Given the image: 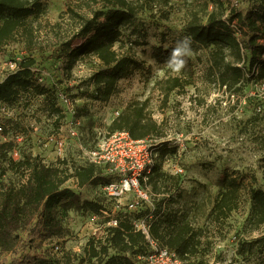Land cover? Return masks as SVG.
<instances>
[{"label":"rangeland","instance_id":"rangeland-1","mask_svg":"<svg viewBox=\"0 0 264 264\" xmlns=\"http://www.w3.org/2000/svg\"><path fill=\"white\" fill-rule=\"evenodd\" d=\"M27 1H39L42 9L28 19L30 34L4 48L0 55V76L8 62L17 60L20 63L33 58L35 72L42 80L39 83L48 93L40 95L32 88L21 93L11 110L3 112L10 118L12 126L7 137L0 135V144L12 141L16 131L25 132V140L19 144L23 159L28 154L39 156L47 166L74 173L89 162L87 152L95 146L99 135H109L108 127L117 114L133 100L148 99L152 117L163 126L162 137L148 139L159 155L156 162L160 161L159 145L166 143L173 150L170 156L181 155L179 163L185 174L171 173L164 160L162 172L168 178L157 188L148 184L154 208L121 216L132 220L148 215L163 220L186 217L195 229H203L199 254L185 264H264V251L249 254L242 248V243L264 237V225L255 232H249L246 227L251 211L249 189L264 190V82L247 70L249 83L243 92L220 88L210 70L212 48L196 49L191 43L189 58L195 84L167 97L158 83L179 73L151 57L152 46L175 47L177 41L188 36L186 26L192 17L201 18L203 23L211 13L226 17L227 4L220 5L215 0H132L138 10L136 25L140 32L133 34L131 27L123 28V52L143 66L122 79L107 102H101L93 99L91 83V76L100 67L99 60L94 53L85 54L69 72L65 44L71 40L75 48L87 41L74 36L84 20L91 17L92 10L101 8L102 3L89 0ZM253 5L250 0H235L233 4L240 13H246ZM136 39L147 45L131 46L130 41ZM119 45L117 43L115 48ZM61 94L74 101L73 113L62 105ZM71 126L78 130L76 139H70L68 129ZM61 132L67 139L66 153L62 157L51 145L47 146L50 137ZM225 170L242 183V201L237 211L218 224L208 217ZM27 177L10 166L9 160H0V183L20 186ZM65 187L82 193L84 199L98 201L103 210L111 213L108 198L96 187L80 189L74 177ZM59 219L63 232L46 241H37L32 247L36 254L46 255L51 264H81L80 259L86 257L91 242L97 247L106 242L108 216L102 211L98 214L66 211L60 206ZM20 235L25 239L27 234L21 230ZM55 245L60 246L61 252L53 251ZM146 252L149 250L143 251ZM144 254L127 255L137 264H145L138 258ZM115 255L125 254L109 251L110 257ZM12 258V255H0V264H11ZM88 262L105 264L97 259Z\"/></svg>","mask_w":264,"mask_h":264},{"label":"trees","instance_id":"trees-1","mask_svg":"<svg viewBox=\"0 0 264 264\" xmlns=\"http://www.w3.org/2000/svg\"><path fill=\"white\" fill-rule=\"evenodd\" d=\"M89 1L102 3V7L92 10L91 17L84 20L74 36L86 38L87 41L75 48L72 47L71 40L65 44L67 70L71 72L85 54L94 53L100 67L91 76L93 99L107 102L122 79L134 69H142L141 63L123 52L125 43L122 39L125 34L123 28L131 27L133 34L140 32L136 25L138 10L132 0ZM234 1L215 0L220 5L227 4L228 15L223 18L217 13H211L206 23L194 16L187 24L186 31L196 49L212 48L210 70L216 77L218 86L240 93L249 83L247 70L253 77L264 82V0H250L254 5L246 13L238 12L233 6ZM41 9L39 1L0 0V55L6 46L30 34L28 19ZM117 43L120 44L118 49L115 48ZM130 45L145 46L147 43L136 39L130 41ZM173 48L152 46L151 57L159 63L167 64ZM35 65L36 61L29 58L19 63L18 71L0 76L1 106L11 110L21 93L32 88H36L40 95L48 93L44 85L39 83ZM158 84L167 97L176 90H186L188 86L194 85L191 59L187 58L179 75L167 77ZM149 103L148 99L131 101L112 121L108 134L126 132L136 141L162 137L163 126L152 117ZM57 112H60L59 109ZM5 116L0 110V126L3 127L1 136L7 137L12 124L9 123L10 118ZM18 134L27 135L16 131L12 141L0 144V160H9L10 166L28 176L27 181L20 186L0 183V255H12L11 264H51L46 255L36 254L32 247L37 241H46L63 232L59 207L63 206L66 211H89L95 214L103 209L98 201L84 199L82 193L65 187V184L74 177L80 189L98 187L111 183L114 177L103 175L91 163L69 173L67 169L47 166L39 156L31 154L15 161L9 156L19 147L15 139ZM158 151L160 161L151 167L147 183L153 184L154 188L168 178L162 172V163L173 152L166 143H161ZM220 183V190L208 217L211 222L218 224L240 208L243 190L239 178L228 170L223 172ZM249 194L251 211L246 227L249 232H255L264 225V190L251 188ZM150 224L152 239L176 252L185 263L199 254L204 230L195 229L186 217L152 219ZM21 230L27 234L25 239L21 238ZM105 241L99 248L91 242L86 257L81 258L80 263L88 264L89 260L97 259L105 264H137L127 254L139 255L149 250L145 235L134 231L129 218L121 219L118 227L109 229ZM242 248L249 254L264 251V237L244 242ZM110 250L125 255L110 257ZM146 254L147 252L144 255Z\"/></svg>","mask_w":264,"mask_h":264},{"label":"built area","instance_id":"built-area-1","mask_svg":"<svg viewBox=\"0 0 264 264\" xmlns=\"http://www.w3.org/2000/svg\"><path fill=\"white\" fill-rule=\"evenodd\" d=\"M18 70L19 62L17 60L10 61L7 63L1 77ZM40 81L42 80L40 79ZM59 100L69 112L73 113L75 111V103L69 96L61 94ZM1 107L2 113L9 111L5 106ZM68 132L70 139H76L78 136V130L74 126H71ZM2 133L3 127L0 126V135ZM15 139L21 144L25 140V136L18 134ZM49 145L57 155L62 157L66 153L67 139L61 132L50 137L47 142V146ZM87 156L88 163L97 167L103 175L114 177L111 183L96 187L104 193L111 204L110 214L106 210H101L108 216L107 233L109 229L118 227L121 219L127 218L121 216V214L135 211L141 213L147 208L150 210L154 208L151 190L147 183L151 167L159 155L151 140L136 141L126 132H115L108 136L100 134L95 146L87 152ZM10 157L14 160L23 159L20 147L15 148L10 153ZM180 157L179 153L173 156L168 155L165 158V163L169 164L171 173L182 176L185 171L179 163ZM152 219V215H148L143 219L132 220L129 218L134 231L145 235L148 241L149 253L138 257L139 260H144L145 264H185L176 252L161 246L158 241L152 239L150 235ZM53 251L55 253L61 252L60 246L55 245Z\"/></svg>","mask_w":264,"mask_h":264},{"label":"clouds","instance_id":"clouds-1","mask_svg":"<svg viewBox=\"0 0 264 264\" xmlns=\"http://www.w3.org/2000/svg\"><path fill=\"white\" fill-rule=\"evenodd\" d=\"M191 37L185 36L177 41L176 46L173 48L168 60L167 66L174 73H180L185 67L187 58L192 55Z\"/></svg>","mask_w":264,"mask_h":264}]
</instances>
